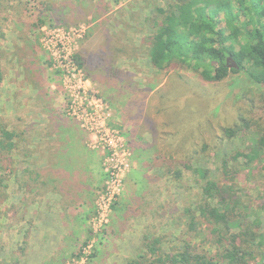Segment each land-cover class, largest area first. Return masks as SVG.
Masks as SVG:
<instances>
[{
  "label": "rangeland",
  "instance_id": "1",
  "mask_svg": "<svg viewBox=\"0 0 264 264\" xmlns=\"http://www.w3.org/2000/svg\"><path fill=\"white\" fill-rule=\"evenodd\" d=\"M167 1L0 0L5 72L0 84V123L23 133L14 155L16 167L37 166L42 160L39 147L49 139L48 129L66 121L85 133L88 152L100 159L102 182L93 189L94 208L85 238L60 243L72 253L65 254L63 264H124L143 252L144 235L162 237L165 252L173 253L188 238L185 209L203 190L192 172L183 170L178 181L164 166L173 159L176 164L190 159L193 167H204L217 177L223 156L244 149L255 128L264 129L254 124L240 138L225 136V130L237 126L241 117L264 123V84L245 71L209 82L192 70L157 72L151 67L143 44L152 34L150 22L156 9L166 7ZM47 3L54 8L47 10ZM56 32L70 35L67 48L82 52L95 70L85 65L91 78L68 63L59 44L53 57ZM49 34L53 42L47 39ZM123 46L124 53L114 50ZM72 92L82 103L93 98L102 101L101 127L89 130L82 116L72 117ZM107 141L113 143L111 149ZM119 157L123 161L118 165ZM113 169L120 173L115 197L106 189ZM13 179L6 182L7 191L20 209L16 216L14 212L0 216V264H36L38 254L51 244L45 241L49 233L39 229L45 228L40 224L45 217L29 209V198L34 202L39 195L25 193ZM246 183L259 191L264 187V179L250 178Z\"/></svg>",
  "mask_w": 264,
  "mask_h": 264
},
{
  "label": "trees",
  "instance_id": "2",
  "mask_svg": "<svg viewBox=\"0 0 264 264\" xmlns=\"http://www.w3.org/2000/svg\"><path fill=\"white\" fill-rule=\"evenodd\" d=\"M45 8L52 10L54 5L47 3ZM150 23L152 34L143 45L157 72L184 68L206 81L220 82L230 73L245 71L255 82L264 84V0H168L166 7L156 9ZM114 50L124 53L126 47ZM2 54L0 47V84L5 79ZM229 57L239 69L228 68ZM73 59L91 78L82 52ZM240 119L237 126L225 130L226 138H240L254 124L264 127L258 120ZM253 134L244 149L223 156L217 177L204 167H193L190 159L177 164L173 159L174 164L164 166L178 181L183 179V170L192 172L203 190L185 209L188 238L168 254L162 237L144 235L143 252L124 264H264V195L260 193L264 187L259 191L246 183L250 178L264 179V129L255 128ZM22 140L23 133L0 123L1 217H8L9 212L16 216L20 209L7 191L8 179L13 177L25 193L37 194L40 171L16 167L14 155ZM255 189L258 194L254 196ZM28 235H23L24 244Z\"/></svg>",
  "mask_w": 264,
  "mask_h": 264
},
{
  "label": "crops",
  "instance_id": "3",
  "mask_svg": "<svg viewBox=\"0 0 264 264\" xmlns=\"http://www.w3.org/2000/svg\"><path fill=\"white\" fill-rule=\"evenodd\" d=\"M17 44L20 43L17 41ZM65 124L58 122L55 128L48 129L49 139L39 147L42 160L37 166L28 165L40 171L36 190L39 196L34 202L29 198V209L33 213L42 212L45 219L40 224L45 228L39 229L49 233L45 241L51 243L47 246L49 250L38 254L36 264H48L53 260L63 264L66 261L65 254L70 256L72 253L68 248L61 247L60 243L77 242L85 238L87 219L94 208L93 189L102 182L99 156L95 152H88L84 145L85 133L70 121Z\"/></svg>",
  "mask_w": 264,
  "mask_h": 264
},
{
  "label": "built area",
  "instance_id": "4",
  "mask_svg": "<svg viewBox=\"0 0 264 264\" xmlns=\"http://www.w3.org/2000/svg\"><path fill=\"white\" fill-rule=\"evenodd\" d=\"M55 36L57 37V40L58 41H57V45H55L54 50L52 51L53 57H56L57 56V50H56V48H57V46L59 44L60 48L63 49L62 52H66L65 53V59L68 61V63L71 66L75 67V69H78L79 71H82V73H84V71L82 69H80V67L77 65V63L73 59V56L76 53L69 51L68 50L69 48H67V39L69 38L70 35L68 37H65L63 35L65 37V39H63V36H61L59 34V32H56L55 33ZM51 37H50V34H49L47 36V39H51ZM51 41H52V39H51ZM58 52H59V50H58ZM77 92L80 93V91H77ZM69 96H70V99H71V101L69 102V106L71 108V115H72V117H74V118H76V119L79 120L81 118V116H82V118H83V124L88 125L89 130H92L94 128L95 129H98L99 127H101L100 124H99L98 119L100 118L101 109L103 107L102 101H100L99 99L93 98V100H91L90 102L88 101V103L87 102L82 103L81 100H79V101L77 100L78 97L74 94V92L69 93ZM87 108H90V111H91L90 112L91 113L90 114L91 115V120L89 119V115H88V112H87L88 111ZM82 113H84V114H82ZM84 119H88V121H86ZM106 143L109 146V149H111L113 147V143L111 141H109V142L107 141ZM122 161H123V157H119L116 160V164L119 165V163H122ZM110 168L107 169L108 170L107 172H109V169ZM113 170L114 171H112L110 173V177H109V179L107 181V187H106V189H108V192H109V194L112 197H115L116 194H117V190H118V181H119V174L120 173L116 169H113ZM99 206H100V202H99Z\"/></svg>",
  "mask_w": 264,
  "mask_h": 264
},
{
  "label": "water",
  "instance_id": "5",
  "mask_svg": "<svg viewBox=\"0 0 264 264\" xmlns=\"http://www.w3.org/2000/svg\"><path fill=\"white\" fill-rule=\"evenodd\" d=\"M227 66H228V68L239 69V65L236 63V61H234V59L232 57H229L227 59Z\"/></svg>",
  "mask_w": 264,
  "mask_h": 264
}]
</instances>
